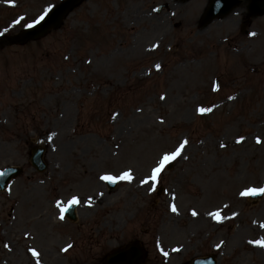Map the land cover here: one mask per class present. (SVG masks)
Here are the masks:
<instances>
[{"label": "rangeland", "instance_id": "374dc122", "mask_svg": "<svg viewBox=\"0 0 264 264\" xmlns=\"http://www.w3.org/2000/svg\"><path fill=\"white\" fill-rule=\"evenodd\" d=\"M60 1L0 0V38ZM247 4L200 26L206 0H84L41 39L0 47V170L23 169L0 191V264H103L134 239L145 264H264V191L249 195L264 190V15ZM73 197L76 221L61 211Z\"/></svg>", "mask_w": 264, "mask_h": 264}, {"label": "water", "instance_id": "95a60500", "mask_svg": "<svg viewBox=\"0 0 264 264\" xmlns=\"http://www.w3.org/2000/svg\"><path fill=\"white\" fill-rule=\"evenodd\" d=\"M80 0H65L62 2L59 6H57L48 16L47 18L40 23L37 27L33 29H29L23 33V38L17 40L16 42H26L29 39L38 38L44 34H46L50 28L52 27H58L62 19L66 16V14L79 2ZM240 3L239 0H235V3L233 6H236ZM212 6V5H211ZM232 6V7H233ZM218 9V6L214 8L212 6L207 13L203 17L202 24L208 23L211 21L215 15L218 13L216 10ZM250 10L253 14H261L264 13V0H252L250 5ZM227 12V11H226ZM11 42H15L14 40H11ZM34 163L38 166V168L42 169L45 167L42 159H41V151H39L35 157H34ZM12 172V171H10ZM8 176H3L0 180V187L3 188L7 180L9 179ZM70 215L72 218H74L73 209L70 211ZM132 249V248H131ZM130 249V250H131ZM134 250V248L132 249ZM123 252V253H122ZM134 255V254H133ZM114 262H120L123 264H132V254L131 252H126L124 250L119 251L113 260Z\"/></svg>", "mask_w": 264, "mask_h": 264}, {"label": "snow or ice", "instance_id": "6c2138e0", "mask_svg": "<svg viewBox=\"0 0 264 264\" xmlns=\"http://www.w3.org/2000/svg\"><path fill=\"white\" fill-rule=\"evenodd\" d=\"M20 19L23 20L24 18L21 17ZM40 19L43 20V19H44V16H41ZM19 22H20V21H17V23H19ZM28 27H32V25L29 24ZM253 35H254V34H253ZM156 67L159 68L160 66L157 65ZM229 98H230V99H233V97H229ZM208 111H210V109H205V108H201V109H200V112H201V113L208 112ZM241 139H242V138H241ZM237 142L239 143V142H241V140H238ZM257 142H259V140H258ZM186 144H187V141L185 140V141L181 144L180 147L183 148L184 145H186ZM178 155H180V151H179V149H178L176 152H173L171 155H167V154H165V155L162 157V159L159 161L158 166L155 167V168L152 170L151 176H150L149 178H146L145 180H143L142 183H149V179H150V180H156L157 175L162 171V168L164 167V165H165L167 162H169V161L175 159ZM132 178H133V177L131 176L130 172H124L123 175H122L121 177H119V179H122V180H129V181H130ZM101 179H102V180H105V181H109V182L115 183L116 180H117V177H114V176H111V175H104V176L101 177ZM250 191L254 193V192L257 191V190H250ZM260 191H264V190H260ZM244 194H248V193L246 192V193H244ZM77 203H79L78 198L73 197L72 200L69 201V205H68V207H71L72 205H75V204H77ZM67 210H68V208H63L61 211H62V213H63V212H66ZM172 210H173V211H176L175 206H173ZM192 214L195 216V215H196V212L193 211ZM60 218L63 219V218H64L63 215H61ZM69 247H70V246H69ZM63 250H64V251H67V248H65V249H63ZM177 250H178V249H177ZM165 255H167V253H165Z\"/></svg>", "mask_w": 264, "mask_h": 264}, {"label": "bare ground", "instance_id": "6f19581e", "mask_svg": "<svg viewBox=\"0 0 264 264\" xmlns=\"http://www.w3.org/2000/svg\"><path fill=\"white\" fill-rule=\"evenodd\" d=\"M235 46V45H234ZM234 46H233V49H234ZM254 75H256V73H254ZM261 108V109H260ZM264 110V102H263V100H260V102H259V105H258V113H261L262 111ZM253 118H256L255 116H252ZM48 131V128H46V129H42V128H40L39 130H38V135L37 136H40L41 134H43V135H45L46 134V132ZM16 137H18V135H15ZM19 138V137H18ZM221 146L223 147V144H221Z\"/></svg>", "mask_w": 264, "mask_h": 264}]
</instances>
